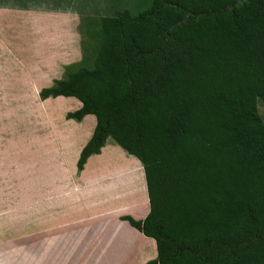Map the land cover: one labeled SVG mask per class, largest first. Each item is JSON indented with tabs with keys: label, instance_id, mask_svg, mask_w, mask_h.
I'll return each mask as SVG.
<instances>
[{
	"label": "trees",
	"instance_id": "1",
	"mask_svg": "<svg viewBox=\"0 0 264 264\" xmlns=\"http://www.w3.org/2000/svg\"><path fill=\"white\" fill-rule=\"evenodd\" d=\"M93 67L39 91L73 96L143 167L149 211L122 220L155 240L145 264H264V0H150L101 16Z\"/></svg>",
	"mask_w": 264,
	"mask_h": 264
},
{
	"label": "crops",
	"instance_id": "2",
	"mask_svg": "<svg viewBox=\"0 0 264 264\" xmlns=\"http://www.w3.org/2000/svg\"><path fill=\"white\" fill-rule=\"evenodd\" d=\"M81 14L0 6V221L18 240L32 229L51 264H145L155 240L121 219L149 211L141 162L108 138L78 172L95 116L67 118L82 106L76 97L39 96L85 67Z\"/></svg>",
	"mask_w": 264,
	"mask_h": 264
},
{
	"label": "rangeland",
	"instance_id": "3",
	"mask_svg": "<svg viewBox=\"0 0 264 264\" xmlns=\"http://www.w3.org/2000/svg\"><path fill=\"white\" fill-rule=\"evenodd\" d=\"M29 4H37L39 7L44 8L61 7L74 9L84 16H88L83 17L81 25V31L84 36V48L88 52L87 61L83 65L92 68L94 58L102 41L100 30L101 16L123 10L136 14L148 7L150 0H0V6L5 7H23ZM74 70L76 69H69V71ZM257 106L264 122V97L258 99ZM113 142L111 139L108 140V143ZM117 155L122 158L126 156L120 150L117 151ZM127 157L130 156L128 155ZM0 217L4 218L2 213ZM4 222L3 219L0 221V264H51L48 259L42 258L41 249H39L40 245L33 239L32 229L27 228L25 237L23 235L18 240V235L13 232L9 233ZM56 263L52 262V264Z\"/></svg>",
	"mask_w": 264,
	"mask_h": 264
}]
</instances>
